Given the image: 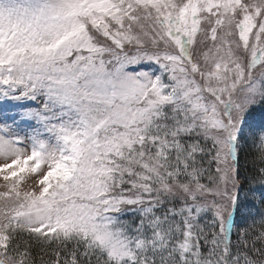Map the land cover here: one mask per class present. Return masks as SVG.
Here are the masks:
<instances>
[{
  "label": "snow or ice",
  "instance_id": "1",
  "mask_svg": "<svg viewBox=\"0 0 264 264\" xmlns=\"http://www.w3.org/2000/svg\"><path fill=\"white\" fill-rule=\"evenodd\" d=\"M0 264H264V0H0Z\"/></svg>",
  "mask_w": 264,
  "mask_h": 264
},
{
  "label": "trees",
  "instance_id": "2",
  "mask_svg": "<svg viewBox=\"0 0 264 264\" xmlns=\"http://www.w3.org/2000/svg\"><path fill=\"white\" fill-rule=\"evenodd\" d=\"M239 165H240V175L242 178L241 187L250 186L246 181L243 180L245 176L251 177L254 174L253 166L251 163V153L250 152H246L244 153V155L241 156ZM242 188H246V187H242Z\"/></svg>",
  "mask_w": 264,
  "mask_h": 264
},
{
  "label": "rangeland",
  "instance_id": "3",
  "mask_svg": "<svg viewBox=\"0 0 264 264\" xmlns=\"http://www.w3.org/2000/svg\"><path fill=\"white\" fill-rule=\"evenodd\" d=\"M246 152H250V153H251V150L248 149V150L242 151V152L240 153V157H241L242 155H244V153H246ZM244 187H247V186H244ZM253 191L256 192V194H257V198H258V197H259V192H260V189L258 188V186H256V187H251V188H246L244 191H243V189H242V191L240 192V196H241V198H242V199H246L249 205H251V203H252L251 192H253ZM246 193H248L247 197H246V195H245Z\"/></svg>",
  "mask_w": 264,
  "mask_h": 264
}]
</instances>
